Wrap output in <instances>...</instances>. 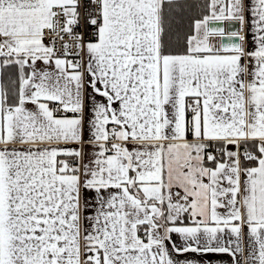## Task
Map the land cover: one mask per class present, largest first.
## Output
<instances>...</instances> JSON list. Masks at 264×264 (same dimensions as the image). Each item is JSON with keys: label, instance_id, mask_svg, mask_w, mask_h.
I'll return each mask as SVG.
<instances>
[{"label": "snow or ice", "instance_id": "1", "mask_svg": "<svg viewBox=\"0 0 264 264\" xmlns=\"http://www.w3.org/2000/svg\"><path fill=\"white\" fill-rule=\"evenodd\" d=\"M0 264H264V0H0Z\"/></svg>", "mask_w": 264, "mask_h": 264}]
</instances>
